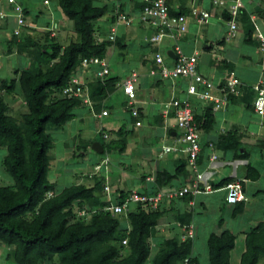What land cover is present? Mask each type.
<instances>
[{"label":"trees","instance_id":"trees-1","mask_svg":"<svg viewBox=\"0 0 264 264\" xmlns=\"http://www.w3.org/2000/svg\"><path fill=\"white\" fill-rule=\"evenodd\" d=\"M56 1L61 13L73 22L78 38L65 45L48 29L45 42L30 39L23 41L18 38L22 30L20 33L14 30L13 38L8 41V53H14L15 47L36 49L37 53L32 64L25 66L21 62L14 69L15 76L0 80V148L6 149L0 162L5 171L1 175L7 173L14 181L12 185L0 183V244L11 247L7 258L16 264H41L55 261L56 257L60 264H184L186 258L187 264H200L198 255L194 253V236L182 240L180 237L183 231H180L174 236L157 237L159 220L169 210H174L172 203L177 202L183 207L186 202L188 208L186 213L178 211L174 214L176 223L181 221L180 225L186 222L188 225L193 222L197 195L187 193L183 197L164 201L157 207L138 203L134 207L130 206V211L126 213L115 214L110 209L111 204L122 203L130 192L117 188L112 191V197L104 200L99 194V190L105 188L102 174L91 177L89 183L78 181L62 188L49 178L52 159L49 152L54 146V140L48 128L64 127L75 118L74 110L81 106L95 107L100 112L102 105L97 102L108 98L119 81L118 76L109 73L104 77H92V68L97 70L99 65L89 63L85 67L82 64L84 59H106L111 46L120 49L125 47L126 50L127 44L120 39L118 31L115 40L110 39L112 27L122 14L138 15L145 4L140 0L139 10L131 13L121 0H107L103 4L97 0ZM24 12L28 15L29 10L25 8ZM170 12L185 14L171 7ZM240 12L249 14L244 9ZM102 18L109 21V36L103 35L97 25V21ZM120 24L130 25L123 22ZM20 55L23 56L22 52ZM80 70L86 76L82 79L88 91L89 104L84 97H67L62 93L73 75ZM16 89H20L27 106V110L21 112L20 120L11 114L10 105L4 96L10 94L15 98ZM237 96L232 94L229 100ZM195 122L199 132L210 130L215 124L213 107H207L201 115H195ZM100 138L104 153L107 147H112V141L108 143L102 134ZM227 138L234 139L231 131L224 135V139ZM215 143L210 141L206 145L213 149ZM200 145L197 163L201 169L204 147L201 137ZM125 147L124 142L116 148L122 151ZM182 160L174 173L160 171L157 174L155 181L159 188L155 189H160L162 184L171 182L172 178L181 173L186 175V182L182 185L192 181L196 172L188 164L187 158ZM258 174L253 167L249 168V177L256 178ZM229 179V182L232 181ZM227 180L219 182V185H225ZM212 185L214 188L220 187L213 182ZM192 200L193 205L190 204ZM241 209L238 207L237 211ZM221 221L219 224H222ZM123 222L126 226H123ZM237 238L238 234L229 228L221 233L211 232L207 239L210 264H232L231 257ZM151 239L158 246L154 252ZM244 243L245 250L238 264H262L264 222L245 232Z\"/></svg>","mask_w":264,"mask_h":264},{"label":"rangeland","instance_id":"rangeland-1","mask_svg":"<svg viewBox=\"0 0 264 264\" xmlns=\"http://www.w3.org/2000/svg\"><path fill=\"white\" fill-rule=\"evenodd\" d=\"M23 1L24 5H27L29 7L28 15H26L29 27L21 28L22 35L18 37L19 39H23V41L26 39H30L45 42V34L48 29L55 30V37H57L58 40L63 42V44L65 45L68 44L70 40L78 38V35L75 33L73 22L69 20L63 13H61V11L60 16H62V20L59 14H57V18L59 19L57 22L53 17L51 18L49 16V14L51 15V7L57 5L56 0H51V3L49 5H45L43 0H35V4H31L33 0L32 2L30 0ZM106 1L107 0H97L99 4H103ZM6 2L7 0H4L3 5H5ZM8 4L9 3H7V5ZM0 10L5 11L8 14L10 13L9 11L3 10L2 8H0ZM39 11H42L43 14L39 19H37L36 15L40 13ZM249 12L250 16H255L251 19L252 21L254 20V22L256 23L258 22V20H262L264 22V11L253 8L249 10ZM48 17H50L49 21L45 22ZM241 21L244 22V20ZM42 22H44V24H42ZM221 22L222 21L219 20L216 16L208 18V23H212L213 26L210 27L209 32H207L206 34L201 33L202 35L199 34L197 38V42L200 45L199 47L201 51H203L202 45L205 44V37H209L212 35L215 38L222 37L223 25ZM0 24L1 80L5 77L9 78L15 76L14 69L21 62L22 64L25 63V66L32 64V62L35 60V54L37 53V51L36 49L27 50L25 48L15 47L14 53H8V41L13 38V31L16 29V26L15 24L11 25V23H6V20L4 19H1ZM39 25H41V27L37 28V26ZM97 25L99 26V29L101 30L103 35L109 36L110 24L108 19L102 18L98 20ZM208 26L209 25H207L205 29H207ZM256 27L254 28L257 29V32H264V26L258 27L257 25ZM244 28L243 33L245 34L244 31L247 32V30H245ZM251 29H253V27ZM117 31L120 39H123L127 44L126 50L125 47L120 49L118 46H111L107 51L106 61L109 66V75L118 76V79L120 80L119 83H122L133 70H137L140 74V60L144 57L145 53L147 54V52H150L160 44L149 43L148 37L151 34V28L147 26H139L137 24V21H135L131 25L120 24L117 26ZM241 35V33L236 32V34L233 36L234 38L232 39V42H241L243 40L240 39ZM182 44H184L187 49L190 46V41L184 39L182 40ZM243 45L244 52L252 51L254 61H257L261 64L262 62H264V51L261 49V46H258L257 42L253 43V45L248 44L247 42H243ZM166 51V48H163V52L165 53ZM21 52L23 56L20 55ZM219 59L221 58L219 57L217 59L215 56L213 62L215 63ZM238 59L244 61L243 56H238ZM218 64H221V62H219ZM247 64L252 66L253 63L251 59H247ZM260 67L262 66L258 64L257 68L259 69ZM143 68L146 70V67ZM148 69L149 68L147 67V70ZM98 70L99 68L97 70L96 68H92L90 75L94 77L97 74ZM234 74L236 75V72H234ZM79 77L82 78L81 75ZM216 77H218V75L214 78ZM164 89L165 93L164 97L162 98L167 101L171 97V92L166 88ZM15 93L16 97L13 98L10 94H4L3 92L6 101L10 105L11 114H13L17 119L20 120L22 118L21 112L26 111L27 106L24 101V97L20 92V89H16ZM112 93V95L110 94L111 96L106 98V100L104 101V103H106L107 106L111 109V113L109 116H96L95 114L100 112L95 109V107L86 105L76 108L74 110L76 114L75 118L66 123L64 127L62 126L53 129L51 127L48 128V133H51L54 140V146L49 152V155L52 158L50 161L51 169L49 171V178L52 181H55L59 188L69 186L78 181L89 183L92 181L90 179L91 177H95V175L100 176V174L102 173V176L104 177L103 179L101 178L103 184L109 185L110 190L107 191L102 187L99 190V194L103 196L102 198L104 200H107L108 198L112 197L111 193L116 188H121L124 190L133 188L142 189L141 187L143 186L141 184L142 180L140 176L144 171H152L151 169H153L150 166L151 164L149 163V165L146 162L150 159L149 156H151V150L155 151L157 153L155 155L157 156L159 155V153H161V157H166L169 155V153L163 152L162 146L168 142L167 139H172V136L169 135V133L167 136L164 135V133L162 135L154 136L155 128H153V125L149 124V115L151 114V111L157 110V108H160V106L157 105L156 107L154 105H150L147 117L141 118L143 125L135 126V121H131L130 119V113L125 111L121 106V100L123 97L122 93L120 91H116V94L114 92ZM170 120L171 118L169 119V122ZM124 122V127L128 130L127 133L122 134L117 132L120 125H122V123ZM171 123H174L175 125L176 120L172 119ZM177 130L179 131V133H182L181 128L177 127ZM97 132H99L98 135L102 134L103 137L104 133H107L108 138L104 139L107 140L108 143L112 141V147H107L105 152L102 154L96 153L92 148ZM143 134L148 136L151 135V137H147L143 142ZM124 142H127V145H129V147L127 149L125 147V150L122 151L118 150L116 148L117 145L121 146V144ZM5 153L6 149L0 148V162ZM259 159L260 161H258L257 163L260 169L263 170L264 160H262L261 157ZM96 160H98L99 162H101V160L106 161L103 169H100V171H98L97 173L96 167L94 165ZM149 166L151 169H149ZM3 172H5L4 166H1L0 163V183L4 185H12L14 183L13 179L10 178V175H8L7 173L2 176L1 173ZM91 172H94V174L92 176H88ZM251 200L252 203L249 206V211H245L244 214L238 215L235 219L232 220L226 216V219H229L228 225H231L234 228H236L237 226H243L244 229H251L257 226L260 222H264V195L257 196L256 198H251ZM131 206L134 207L135 205L133 204ZM212 207H210L208 210H203L195 215L196 232L194 231V253L198 255L200 264H210L207 252V237L210 231H215L217 233H221L223 231V229H219L217 227V223H215V221L220 217L219 211L217 209H214L216 208L214 205ZM173 214L174 213L170 212L159 220V232L157 234V237H160L162 235L174 236L176 232H180L183 230V226H181L180 223L177 222L176 224H174L175 220L171 218ZM224 214L228 215L227 212H225ZM224 214L222 218H225ZM125 216L126 215H124L123 217L126 218ZM175 216L176 215H174V217ZM122 220L124 221L125 219ZM123 226H126V223L123 222ZM172 228L175 229L173 230ZM180 238L182 239V236ZM152 241L153 239H151V242ZM151 246L153 252L158 248V246L154 242H152ZM10 249L11 247L3 243L0 244V264H16L13 260H9L7 258V253L10 251ZM233 253L231 257L232 264H238L240 259V255L238 256L239 251L236 250ZM153 255L154 253L151 255V258L153 257ZM41 264L60 263L58 258L56 257L55 261H45ZM147 264H151V262H148ZM262 264H264V260L262 261Z\"/></svg>","mask_w":264,"mask_h":264},{"label":"crops","instance_id":"crops-1","mask_svg":"<svg viewBox=\"0 0 264 264\" xmlns=\"http://www.w3.org/2000/svg\"><path fill=\"white\" fill-rule=\"evenodd\" d=\"M30 1L32 2V0ZM242 1H243L242 9L248 10L249 14L240 12L237 20L238 21L237 33L239 32L242 34L240 39L243 40L241 42L233 43L232 39L234 37H231V39H227V34L229 32V19H230L227 7H223L215 4L214 0H169V5L172 10L184 11L185 14L188 15V30L185 34L178 37L177 39L164 37L160 45H157V47L152 49L150 52L144 54V57L140 60L139 63L140 66L139 70L141 72H140V80L137 85V105L141 109V117L139 119L142 121L141 119L142 117L143 118L147 117V113L149 112L150 105H154L156 107L157 105H159L160 108L158 107L157 110L151 111V114L149 115V120H150L149 124L153 125V128H155L154 136L162 135L163 133L166 136L168 135V133L169 135L172 136V139H167L168 142L163 145L166 146V145H172V143L174 144L175 136L181 133H179V131L177 130L178 127L177 119L175 118L174 111L172 110L168 116H166L163 112V104L164 102H166L165 99L162 98L164 97V93H165L164 88L168 89L171 92V97L173 95L177 97H184L185 89L187 88L189 80L183 77H180L175 81L170 79L161 80L159 76L150 75V70L153 67H157L156 63L152 60L153 53L156 50L161 52L163 54L166 63L172 66L174 63V57L171 56L170 53L173 52L175 45L178 43L183 48V51L185 53L198 54V64H197L198 71L202 75L210 78L216 85H220L223 82H225L230 77L229 75L231 74V72H236L237 76L235 74L234 75L237 78H239L241 81V87L238 96L233 98L232 100H229L227 106L224 109H220V110L213 109L215 116L214 126L208 131H200L201 133L200 137L204 147L202 150L203 166L199 171L202 170L207 171L206 172L207 177H210L209 178L210 185H212L213 182L218 187L220 186L219 182H222L229 178L232 181H237V180L243 181V185H244L243 188L247 195L248 200L244 203L230 202L227 199L228 191L224 188V186L227 184L228 181L227 180L226 184L224 185L223 183L219 188H217V190L208 193L202 192L200 194H197V198H196L197 206L195 210L197 214L203 210H208L213 205L216 207L214 209H217L220 214L219 215L220 217L215 221V223H217V227L223 230L229 228L231 231L238 234L237 243H236L237 245L236 248L234 249V251L236 250L239 251L238 256L239 255L241 256V253L245 250V243H244L245 232H247V230L249 229H244L243 226L242 227L237 226L236 228H234L231 225H228L229 219L231 220L235 219L238 215H242L244 214L245 211H249L248 210L249 206L252 203L251 198H256L257 196L264 195V180H263L264 169L263 170L260 169L257 163L258 161H260L259 159L260 157L262 160H264V117H261L259 114H257L253 108V101L257 95L258 89L261 86H264V62H262L261 64L257 61H254L252 51L249 52L243 51V46H244L243 42H247L248 44L251 45L257 42L258 46L259 47L261 46V42L258 38V34L263 35L264 32L263 31L257 32L256 26L258 25V27L260 26L263 27L264 22L262 20L260 21L258 20V22L256 23L254 22V20L252 21L251 19L255 16L254 15L250 16L249 10L253 8L263 10L264 0H242ZM18 2L24 4L23 0H18ZM122 2L125 4L126 7H128V11L131 13L137 12L139 10L138 4L140 0H123ZM231 2L232 0H226L227 6H229ZM7 3L8 0L6 4L3 5L4 0H0V8L10 12L4 20H6V23L8 24L10 23L11 25L15 24L16 26L15 28H17L16 16L12 12V7L10 6V4L7 5ZM50 3L51 1L48 4L44 2L45 5H49ZM31 4H35V0H33ZM24 6L29 10V7L27 5ZM195 6L209 11L211 14L210 17L212 16L218 17V19L222 21L221 23L223 25L222 26L223 35L221 38H215L213 35L209 37H205V41H204L205 44L202 45L203 51L200 50L199 47L200 45L197 42L198 35L201 33L206 34L207 32H209V29L211 26H213V24L212 23L209 24L208 20L202 24L198 23L190 14L191 9ZM39 12L40 13L36 15L37 19H39L40 16L43 14L42 11ZM57 14H59V16L61 14L60 10L57 8V5L51 7V15L49 14V16L51 18L53 17L56 22L59 20L57 18ZM247 15H249L251 18L248 17ZM50 17H48V19L45 20V22L49 21ZM60 17L62 20V16ZM241 20H244V22H242ZM42 24H44V22H42ZM137 24L141 26L138 22ZM41 25L37 26V28H40ZM207 25L209 26L207 29H205ZM252 27L253 29H251ZM243 28L247 30V32L244 31L245 34L243 33ZM153 32L154 30L151 29V34ZM184 39L190 41V46L187 49L185 45L182 44V40ZM163 48H166L167 50L165 53L163 52ZM215 56L217 59L219 57L221 58L218 61H216L217 63L213 62ZM238 56L239 57L243 56L244 61L239 60ZM247 59H251L253 63L252 66L247 64ZM219 62H221V64H218ZM258 64L262 66L259 69L257 68ZM143 67H146V70ZM147 67L149 68L148 70ZM78 73L76 74L78 76L81 75L83 79L84 77H86L84 76L85 73L82 72L81 70ZM217 75H218V77H216L217 79L214 78ZM119 81L116 85L114 93L116 94V91H120L122 93L123 97L121 100V106L125 111L130 113L129 108H127L128 106L127 97L124 94ZM105 100L98 101L97 103L102 105V110L107 109L109 111V114L106 115L109 116L111 113V109L107 106L106 103H104ZM193 103H194L195 115L197 114L201 115L207 107L211 106V104H209L208 102H202L196 98H193ZM102 110L100 112H102ZM170 118L171 120L172 119L176 120L175 125L174 123H171V120L169 122ZM130 119L131 121L133 120L136 122V119L132 118L131 114H130ZM124 124L125 122L122 123V125H120L117 132H119V129H122L120 133L122 134L127 133L128 130L127 128L124 127ZM142 125L143 124L139 126ZM135 126H137L136 123ZM229 131H231V134L234 137V139L233 138L224 139V135ZM98 133L99 132H97L96 134L94 143L100 142L99 140L101 138H100V134L98 135ZM147 137H151V135L149 136L145 134L142 135L143 142L146 140ZM232 140H235V142ZM210 141L216 142L215 145L212 146L213 149L208 148L206 145L207 142ZM125 144L127 149L129 145H127L128 144L127 142ZM163 146H162V150H163ZM151 151H152L150 154L151 156H149L150 159L146 162L148 164L150 163L151 165L150 164L149 165L153 169H151L149 166V169H151L152 171L150 170L144 171L140 176L142 180L141 184L143 186L141 187L142 189H134V188L125 189L126 191L129 192H131L132 190L147 191L150 189L159 188L155 181L157 179V174L160 171H166L170 174L174 173L178 168V166L181 164V162H183L182 159L186 158V155L183 153L169 152V155L166 157H161L162 155L161 153H159L160 155L159 157V155L158 156L155 155L157 154L155 151L153 150ZM214 153L217 154L219 157L217 160L211 161L210 156ZM98 162L99 161L96 160L94 165L96 166ZM250 167H253L259 173L256 178H251L248 176ZM188 168L189 167L187 166V169ZM185 176L186 175L182 173L178 174L175 178L171 179V182L167 184H162L160 189L167 190L174 188L175 186L182 185L183 183L186 182ZM164 177H168V175ZM192 201L193 203L190 202L191 205L194 204V200ZM185 203L183 207H180L177 202H175L174 204L172 203L174 210L173 209L169 210L167 214H169L170 212L176 214L178 211H180L181 213L182 212L186 213L185 211H187L188 208ZM238 207H242V209L239 212L237 211ZM225 212H227L228 215H225L224 214ZM174 214L172 215L173 217L171 216V218L173 219H174ZM223 214L225 218H222ZM226 216L229 219H226ZM192 219L193 222H190V224L193 225V230L196 232L195 216H193ZM221 219H222L221 221L222 224H219ZM178 223H181V221L180 222L178 221ZM174 224H176V221L174 222ZM185 224H187V222ZM211 232L213 231H210V233Z\"/></svg>","mask_w":264,"mask_h":264},{"label":"built area","instance_id":"built-area-1","mask_svg":"<svg viewBox=\"0 0 264 264\" xmlns=\"http://www.w3.org/2000/svg\"><path fill=\"white\" fill-rule=\"evenodd\" d=\"M145 4L138 15L127 16L122 14L118 18L116 25L112 27L111 40H115L117 35V26L119 22L125 24H132L137 21L141 26H147L154 30L149 35L148 40L153 44H160L164 37L177 39L185 34L188 30V15L184 13L172 14L170 12L169 0H142ZM12 7V12L17 19L16 33H20L22 27L27 26L25 17L24 5L17 0H8ZM48 3V0H45ZM214 3L228 8L230 14L229 19V32L227 39L233 37L238 30V16L240 10L243 8L242 0H232L227 6L226 0H214ZM193 18L200 24L206 22L210 17V12L199 8L193 7L190 11ZM8 13L0 10V18L7 17ZM52 30V29H51ZM52 35H55V31L52 30ZM258 38L261 42V49L264 51V36L258 34ZM175 57L172 66L168 65L163 57V54L159 51H155L152 56V60L156 63L157 67H153L150 70V75L159 76L161 80H177L180 77L187 78L189 80L187 88L185 89L184 97H177L173 95L170 100L164 102L163 112L166 116L173 110L175 118L177 119V126L182 129L181 134H176L175 143L172 145L163 146V152H175L183 153L186 155L188 164L196 172L194 178L190 183L182 185L170 190H148L146 192H140L138 190H132L128 197L122 201V203L111 204L110 209L115 214H122L130 211L131 205H137L142 203L144 205H151L154 207L160 206L164 201L172 200L183 197L187 193L194 195L200 193H208L217 188H214L209 183L207 177V171H199V165L197 163L198 154L201 149L200 145V132L195 122L194 103L193 98H196L202 102H208L211 104L214 110L224 109L228 102L230 95L239 94L241 81L231 72L230 77L220 85H216L210 78L202 75L198 69V54H187L183 51V48L177 43L173 50ZM89 63L99 65L97 76L104 77L109 73V66L105 58L95 57L91 60L84 59L83 66H88ZM140 80V74L137 70H133L131 74L122 82L120 86L127 97L128 108L131 116L136 119V125L142 124L139 119L141 117V109L137 105V85ZM85 82L77 74L73 75L70 83L63 88V95L67 97L81 96L89 104L88 91L84 87ZM254 111L261 117H264V86L258 89L257 95L253 101ZM109 114L107 109H103L102 112L96 113V116H106ZM105 132V131H104ZM104 138H108V134L104 133ZM212 146V145H211ZM218 159L217 154H212L211 161ZM106 161L96 165L98 171L103 167ZM94 173H90L92 176ZM224 188L228 191L227 199L230 202L236 203L240 201H247V195L245 194L242 181H231L227 183ZM107 191L110 190L109 185H105ZM193 203V201H191ZM183 226L182 240L188 237L194 236V230L192 224H185ZM125 243V241H124ZM188 258L185 259L184 264H187Z\"/></svg>","mask_w":264,"mask_h":264},{"label":"water","instance_id":"water-1","mask_svg":"<svg viewBox=\"0 0 264 264\" xmlns=\"http://www.w3.org/2000/svg\"><path fill=\"white\" fill-rule=\"evenodd\" d=\"M171 56L175 57V54L173 52L170 53ZM93 149L98 152L102 153L103 152V146L100 142H96L93 144Z\"/></svg>","mask_w":264,"mask_h":264},{"label":"clouds","instance_id":"clouds-1","mask_svg":"<svg viewBox=\"0 0 264 264\" xmlns=\"http://www.w3.org/2000/svg\"><path fill=\"white\" fill-rule=\"evenodd\" d=\"M17 1H18V0H17ZM44 2H45V0H44ZM8 3H9V2H8ZM23 5H24V4H23ZM10 6H11V5H10ZM24 8H26V7L24 6ZM25 17H26V14H25ZM26 21H27V19H26ZM27 26H29L28 23H27ZM27 26H26V27H27ZM138 83H139V82H138ZM127 102H128V101H127ZM136 103H137V101H136ZM127 108H128V107H127ZM101 162H102V160H101ZM101 162H99V163H101ZM99 163H97V164H99ZM97 164H96V165H97ZM104 166H105V164L103 165V167H104ZM95 167H96V166H95ZM103 167H102L101 169H103ZM98 171H100V169H99ZM98 171L96 170V173H97ZM91 173H94V172H91ZM89 176H90V174H89ZM105 185H106V184H105ZM182 225H183V224H182ZM182 225H181V226H182Z\"/></svg>","mask_w":264,"mask_h":264}]
</instances>
